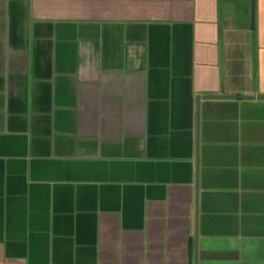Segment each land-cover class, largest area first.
Segmentation results:
<instances>
[{
  "label": "crops",
  "instance_id": "0c3cea01",
  "mask_svg": "<svg viewBox=\"0 0 264 264\" xmlns=\"http://www.w3.org/2000/svg\"><path fill=\"white\" fill-rule=\"evenodd\" d=\"M0 264H264V0H0Z\"/></svg>",
  "mask_w": 264,
  "mask_h": 264
},
{
  "label": "water",
  "instance_id": "95a60500",
  "mask_svg": "<svg viewBox=\"0 0 264 264\" xmlns=\"http://www.w3.org/2000/svg\"><path fill=\"white\" fill-rule=\"evenodd\" d=\"M254 22H255V7H254V2L252 3V24L251 27L254 28ZM204 97H248V96H240V95H223V96H204ZM249 97H254V96H249ZM199 100L198 99V115H197V120L199 121ZM199 142V141H198ZM198 161V159H197Z\"/></svg>",
  "mask_w": 264,
  "mask_h": 264
}]
</instances>
